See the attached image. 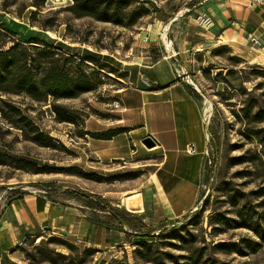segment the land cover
<instances>
[{
  "label": "rangeland",
  "instance_id": "rangeland-1",
  "mask_svg": "<svg viewBox=\"0 0 264 264\" xmlns=\"http://www.w3.org/2000/svg\"><path fill=\"white\" fill-rule=\"evenodd\" d=\"M223 1L130 0L117 15L124 16V24H117L79 17L71 9L74 0H0V23L16 32L2 36V45L8 48L14 38H37L42 43L26 45L37 57L40 51L49 54L39 57L46 66L42 73L50 72L52 61L73 76L69 98L48 94L37 101L26 94L0 93V192L21 185L65 189L92 209L101 211L103 203L108 205L104 210L113 207L119 218L109 211L108 225L115 234L125 231L111 249L47 234L28 238L20 247L28 264H264V54L256 42L249 60L232 56L228 48L218 55L217 47L205 46L185 72L184 54L174 52L185 39L177 32L183 27L207 33L215 28L198 25L196 18ZM253 1L264 10V0ZM261 32L256 40H264ZM50 45L57 46L54 53ZM164 56L180 69L179 79L201 89L202 102L209 106L198 199L173 222L161 218L145 192L154 172H128L134 167H123L126 160L113 161L119 167L110 170L86 134L90 121L109 126L102 118L123 110L128 69ZM55 105L69 121L59 120ZM38 133L41 142L51 145L32 140ZM130 141L135 156L138 147ZM137 193L146 205L143 212L124 203ZM92 212L99 220L100 214Z\"/></svg>",
  "mask_w": 264,
  "mask_h": 264
},
{
  "label": "crops",
  "instance_id": "crops-1",
  "mask_svg": "<svg viewBox=\"0 0 264 264\" xmlns=\"http://www.w3.org/2000/svg\"><path fill=\"white\" fill-rule=\"evenodd\" d=\"M213 6L209 9L215 20L211 31L192 25L177 31L185 34L174 50L184 54L181 64L185 72L186 65L191 68L205 46L217 47V53L228 48L232 56L249 60L254 59L256 42L264 54V40L255 38L258 30L264 33V10H257L255 1L225 0ZM136 65L128 69L129 82L121 92L123 110L102 118L109 120V126L90 121L86 134L92 137V148L109 163L110 170L119 167H114L113 161L126 160L123 167H134L128 172H154L145 192L161 218L173 222L195 205L202 182L208 130L206 107L200 96L203 93L191 81L179 79L183 75L168 57ZM148 135L157 142L153 148L142 142ZM130 138L138 147L135 156ZM189 144L195 145L194 152L186 150ZM148 149L153 152L148 154ZM141 206L139 212L146 209L143 200ZM92 211L100 214L99 220ZM109 214V210L92 209L65 189L10 186L0 192V264H28L20 247L26 239L46 234L99 249L114 248L116 240L124 239L125 231L115 234L108 225Z\"/></svg>",
  "mask_w": 264,
  "mask_h": 264
},
{
  "label": "trees",
  "instance_id": "trees-1",
  "mask_svg": "<svg viewBox=\"0 0 264 264\" xmlns=\"http://www.w3.org/2000/svg\"><path fill=\"white\" fill-rule=\"evenodd\" d=\"M75 3L71 9L80 15L79 17L90 15L99 17L102 20L111 21L117 24H124L125 18L122 14L118 15L119 10L122 6H128L130 0H74ZM115 7V8H114ZM103 8V12L99 15V9ZM114 10L112 14L109 11ZM134 21L132 20L129 24L132 25ZM15 36L16 32L7 29L2 23H0V93L1 94H26L32 99L37 101H42L44 98L50 94L53 95L55 99H60L64 97H73L71 93V86L68 82L73 80V76L69 71L60 70L56 66L55 62L50 61V72L48 74H43L42 72L46 69V66L41 64L40 58L48 57L49 54L46 52H38V56L30 53V47L27 43H42L41 40L37 38H32L27 42H23L20 39L14 38L13 45L5 48L2 45V36ZM16 39V40H15ZM6 45L5 43H3ZM27 46V47H26ZM51 52L57 48V46H51ZM4 103L11 107L13 111L21 114L20 108H16L7 100ZM59 105H55V110L59 114L60 121H69V118L63 114L60 110ZM13 123V122H12ZM41 133L35 134L32 140L43 143L44 145H51L50 142H41ZM102 135V134H100ZM0 163H4V160L0 158ZM85 197V194H82ZM107 204L103 203L102 207L107 208ZM111 214L115 218H119V214L115 212L114 208ZM252 243V241L248 240Z\"/></svg>",
  "mask_w": 264,
  "mask_h": 264
},
{
  "label": "built area",
  "instance_id": "built-area-1",
  "mask_svg": "<svg viewBox=\"0 0 264 264\" xmlns=\"http://www.w3.org/2000/svg\"><path fill=\"white\" fill-rule=\"evenodd\" d=\"M196 23L198 25H201L205 28H211L214 26L215 21L211 14H201L196 18ZM188 152H194L195 151V145L189 144L186 149Z\"/></svg>",
  "mask_w": 264,
  "mask_h": 264
},
{
  "label": "bare ground",
  "instance_id": "bare-ground-1",
  "mask_svg": "<svg viewBox=\"0 0 264 264\" xmlns=\"http://www.w3.org/2000/svg\"><path fill=\"white\" fill-rule=\"evenodd\" d=\"M206 112L209 111V106H206L205 109ZM142 205V200L140 198V196L138 195H128L127 197V207L128 208H132L135 210H143V206Z\"/></svg>",
  "mask_w": 264,
  "mask_h": 264
},
{
  "label": "water",
  "instance_id": "water-1",
  "mask_svg": "<svg viewBox=\"0 0 264 264\" xmlns=\"http://www.w3.org/2000/svg\"><path fill=\"white\" fill-rule=\"evenodd\" d=\"M148 148H153L157 145L156 140L151 136H146L142 141Z\"/></svg>",
  "mask_w": 264,
  "mask_h": 264
}]
</instances>
